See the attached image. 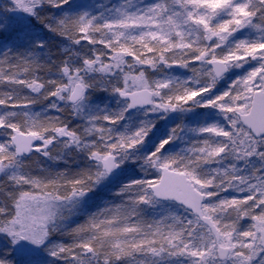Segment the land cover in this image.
Returning <instances> with one entry per match:
<instances>
[{
  "label": "snow or ice",
  "instance_id": "snow-or-ice-1",
  "mask_svg": "<svg viewBox=\"0 0 264 264\" xmlns=\"http://www.w3.org/2000/svg\"><path fill=\"white\" fill-rule=\"evenodd\" d=\"M0 264H264V0H0Z\"/></svg>",
  "mask_w": 264,
  "mask_h": 264
}]
</instances>
